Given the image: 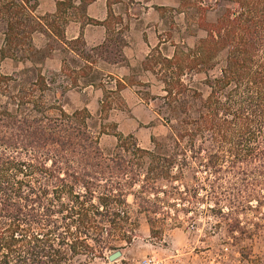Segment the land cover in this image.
<instances>
[{
	"label": "trees",
	"instance_id": "obj_1",
	"mask_svg": "<svg viewBox=\"0 0 264 264\" xmlns=\"http://www.w3.org/2000/svg\"><path fill=\"white\" fill-rule=\"evenodd\" d=\"M92 1L54 0L55 13L36 16L37 0H0V65H22L0 71V264L103 260L113 243H132L129 196L151 233L163 204L178 202L187 216L193 204L211 203L207 211L224 221L264 210V0H178L179 10H194L189 19L204 37L146 60L163 87L152 100L167 133L143 149L114 130L108 151L99 144L105 125L86 107L67 113L62 104L69 91L99 81L102 114L124 88L115 81L107 90L93 69L95 58L110 60L107 48L87 51L80 37L65 39L69 18ZM36 33L48 39L45 48L34 46ZM56 46L74 66L62 59L58 73L44 74ZM234 222L226 228L236 243L245 231Z\"/></svg>",
	"mask_w": 264,
	"mask_h": 264
},
{
	"label": "rangeland",
	"instance_id": "obj_2",
	"mask_svg": "<svg viewBox=\"0 0 264 264\" xmlns=\"http://www.w3.org/2000/svg\"><path fill=\"white\" fill-rule=\"evenodd\" d=\"M199 1L201 0H191ZM193 12L191 9L177 16L172 9L168 11L161 36L168 41L169 47H191L197 39L204 37L203 32H197L192 26L193 21L189 18ZM35 15L40 16L41 12L36 10ZM209 16L212 17L213 14L210 13ZM32 41L37 49L45 48L48 43V39L39 33L32 36ZM1 44L0 32V46ZM54 48L51 57L41 67L44 74L58 73L62 59H65L68 65L74 66L71 63L72 57L63 53L62 48L57 46ZM21 68L20 63L15 64L11 60H5L0 65L1 73L6 75ZM157 79L158 77H154L151 71L140 76L130 75L126 86L124 85L120 92L108 96L106 103L111 109L102 114L99 113V102L102 100L99 81H96L95 87L69 91L62 104L67 113L86 107L95 118V122L105 125L106 134L99 139L101 149L108 151L114 147L116 143L112 136L114 130L123 136L132 135L141 148L149 149L151 136L163 138L167 133L163 124L157 122L158 118H163L161 103L152 100L163 96L162 84ZM201 79L202 76H196L193 81L198 83ZM115 81L116 79L110 75H104L101 79L102 85L112 91L115 88ZM206 93L204 90L203 94ZM113 126L116 128L113 129ZM126 200L130 218L136 225L132 233V243L128 246L121 242L112 244L116 250L121 251V258L114 263H109L107 257L116 250L104 251L103 260L96 259L88 264H139L147 260H152L154 264H264V210L260 209L258 213L249 212L224 221L207 211L212 206L211 203L193 204L194 212L187 216L177 212L178 202L175 203L176 208L163 204L161 211L155 215L160 224L156 228L160 229L151 233L145 213L133 204L131 196ZM251 206L254 207L256 204L252 203ZM234 220H237L245 231L242 235L234 234L238 238L236 243L226 228L227 224H234ZM77 260L82 264L86 263L84 258Z\"/></svg>",
	"mask_w": 264,
	"mask_h": 264
},
{
	"label": "crops",
	"instance_id": "obj_3",
	"mask_svg": "<svg viewBox=\"0 0 264 264\" xmlns=\"http://www.w3.org/2000/svg\"><path fill=\"white\" fill-rule=\"evenodd\" d=\"M37 2L40 16L55 13L53 0ZM75 4L78 5L77 1ZM178 7L177 0H94L86 5L82 17L69 18L64 29L65 39L73 41L80 37L87 51L107 48L105 56L110 60L95 58L93 69L101 76H113L126 86L130 75L150 72L146 60L156 52L165 58L172 56L174 47H169L161 35L169 10L182 15ZM86 19L92 23H87ZM115 47L120 50L122 60L116 63L112 58Z\"/></svg>",
	"mask_w": 264,
	"mask_h": 264
},
{
	"label": "water",
	"instance_id": "obj_4",
	"mask_svg": "<svg viewBox=\"0 0 264 264\" xmlns=\"http://www.w3.org/2000/svg\"><path fill=\"white\" fill-rule=\"evenodd\" d=\"M120 258H121V251L120 250H116V251H114L112 254H110L107 257V261L109 263H114L115 261H117Z\"/></svg>",
	"mask_w": 264,
	"mask_h": 264
},
{
	"label": "built area",
	"instance_id": "obj_5",
	"mask_svg": "<svg viewBox=\"0 0 264 264\" xmlns=\"http://www.w3.org/2000/svg\"><path fill=\"white\" fill-rule=\"evenodd\" d=\"M139 264H154L152 260L142 261Z\"/></svg>",
	"mask_w": 264,
	"mask_h": 264
}]
</instances>
